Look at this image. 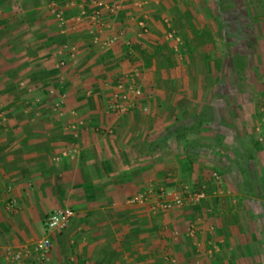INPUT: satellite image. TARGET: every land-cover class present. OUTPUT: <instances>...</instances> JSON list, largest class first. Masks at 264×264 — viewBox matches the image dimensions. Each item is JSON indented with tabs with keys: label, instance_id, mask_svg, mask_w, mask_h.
<instances>
[{
	"label": "crops",
	"instance_id": "0c3cea01",
	"mask_svg": "<svg viewBox=\"0 0 264 264\" xmlns=\"http://www.w3.org/2000/svg\"><path fill=\"white\" fill-rule=\"evenodd\" d=\"M93 1L54 0L69 22L61 28L47 0H0V112L5 116L0 124V264L8 248L28 247L47 235L52 247L43 264H264L263 169L259 174L238 170L232 179L221 167L222 194L210 190L198 204L163 214L153 213L148 204L127 202L163 187L180 192L185 184L208 192L210 168L218 166L214 150L223 162H238L243 145L232 146L226 127L215 130L210 121L200 126L191 121L201 100L225 99L211 94L205 99L198 90L209 84L203 80L196 88L193 77L175 67L168 70L167 83L163 73L168 72L156 66L157 57L145 65L138 50L147 44L158 49L159 24L175 19L183 30L190 27L186 38L193 55H212L208 46L217 37L212 19L222 17L223 0H147L140 8L122 0L111 21L125 37L111 47L93 43L85 22L75 23L80 8L91 10ZM234 2L248 8L250 20L264 18V0ZM140 19L146 32L137 25ZM66 44L77 48L74 63L67 53L59 54ZM61 59L65 65L58 69ZM127 76L142 95L126 112L108 111L115 84ZM59 99L61 114L53 110ZM179 128L186 129L185 136L177 137ZM233 130L243 135L239 124ZM253 134L264 158V141ZM188 148L197 155L186 154ZM242 161L252 168L253 159ZM58 208L74 215L64 230L50 233L45 221ZM189 222L199 229L198 251L185 236Z\"/></svg>",
	"mask_w": 264,
	"mask_h": 264
},
{
	"label": "rangeland",
	"instance_id": "374dc122",
	"mask_svg": "<svg viewBox=\"0 0 264 264\" xmlns=\"http://www.w3.org/2000/svg\"><path fill=\"white\" fill-rule=\"evenodd\" d=\"M223 2L225 4V11L222 17L220 18L217 14L212 19L216 27L217 36L216 39L211 40V42L209 41L208 47L212 55L205 56V58L202 54L203 52L193 55L186 38L187 31L191 30L190 27L188 28L185 26L188 23H186V20H183L184 26L186 27L185 30H183L182 22L177 23L175 19L172 18L173 21L167 20V24H169L170 27H167L165 22V26L162 23L159 24L162 33H159L158 37L161 39H159V45L157 46L160 51L159 55H156L157 58L155 59L157 60L154 59L156 66L165 68V59L169 57L168 59L172 64L169 69L175 67L178 69L177 72L179 74L183 72L187 76L189 74L190 77H193L194 83L197 84L196 88H198L199 84L204 80V83L209 85H207V87L204 86L203 90L202 88L195 90L200 91L199 95L204 94L203 96H205V99L208 94L214 95L215 99L219 97L225 99V101H213L212 104L206 102L202 103L203 101L201 100V103L195 106V110L198 114L205 106L212 107L213 110L212 112L210 111L211 114L208 115L212 117L210 121L211 126H213L215 130L221 129L223 126L226 127V129L223 128L224 131L228 132L230 141L235 142L232 146L238 143L243 145V149L237 151L236 159H238V162L233 164H229L226 161L223 162L222 157H220L222 156L220 151L214 150V152L217 153L214 156L218 161V166L214 165L213 168H210V173L212 174L215 172L220 175V189H224L226 184L223 177L224 172L221 170V167L226 169L225 173L231 174L230 177H232V179L234 173L238 172V170H241L243 174L252 173L253 169L255 174H259L258 172H261L262 169L264 170V158L260 157L257 153L259 149L256 146L253 134V131L257 132V138H259L257 140L259 142L264 141V137H262V133L264 132V18L250 20L251 16L247 13V7L241 4L238 6L237 3L235 4L234 0H223ZM92 9L87 12H91ZM177 24L180 25L177 26ZM68 30L69 29H67V31ZM172 30H174V36L179 37L181 42V45H178L176 50L173 47L175 45L173 39L167 36L168 31ZM235 54L242 56L240 61L242 62L243 71L241 74L237 73L236 61L233 57ZM194 68H196L195 71ZM156 73L157 76L160 75L158 70ZM172 73L174 74L175 72ZM170 78L169 72L167 74L165 72L163 73V79L166 80L167 83H169ZM173 78H175L174 75ZM171 92L172 89L170 94ZM182 93L184 96L189 94L188 90H184ZM242 99L246 101V103L242 102L238 104V101L241 102ZM247 100L250 102H247ZM240 114L247 117L245 119H240ZM195 117L192 118L191 121L197 122V114ZM232 117L235 119L233 124L229 121V118L232 119ZM261 118H263V120H261ZM236 123L239 124L241 132H243L242 136H237L236 131L233 130V126L237 125ZM238 148L240 147L238 146ZM243 157L253 159V162H251L252 168L250 167L248 169L243 167L246 163L242 161ZM208 187L211 188L210 183ZM163 189H165V187H163ZM159 190L146 192L149 196L148 201L150 203L155 202L154 197ZM210 190L211 189L208 190L207 194ZM152 196L154 197L152 198ZM190 223L194 222H189L188 225ZM195 226L197 225L195 224ZM196 237H199V235L196 234L194 239L201 246L200 238L196 239ZM188 239L192 241V239Z\"/></svg>",
	"mask_w": 264,
	"mask_h": 264
},
{
	"label": "built area",
	"instance_id": "2783aa9c",
	"mask_svg": "<svg viewBox=\"0 0 264 264\" xmlns=\"http://www.w3.org/2000/svg\"><path fill=\"white\" fill-rule=\"evenodd\" d=\"M135 8H140L147 0H131ZM51 13L53 14L59 27H65L69 22L64 16V10L57 7L53 1H49ZM122 8V0H94L93 9L91 12H87L80 8L79 14L75 18V23L85 22L86 34L90 37L93 43H97L102 47H111L112 45L120 42L125 37L124 29L113 30L112 19L116 17ZM167 27H170L165 20ZM137 25L142 29V32H146V25L142 19L137 21ZM107 33L102 39V34ZM174 31H168L167 36L172 38L176 50L178 45H181L179 37L174 36ZM128 44V41H125ZM67 53L71 59V62H75V56L77 54V48L74 45H64L61 53ZM65 65V60L61 59L57 62L56 68L60 69ZM24 86L23 83H20ZM142 95V89L138 86L132 76H127L122 80H119L108 98L106 107L108 111L114 113H123L132 108L134 101ZM62 99L57 100L53 104V110L58 114H61ZM5 120V116L0 112V124ZM81 124V123H80ZM264 137V132L262 133ZM261 140V138H260ZM66 152H63L65 155ZM57 159V158H56ZM221 178L220 175L213 172L211 174V191L212 194L223 193V189H220ZM207 195V189L205 186L200 188H192L187 185L183 186L180 192L172 189L161 188L155 195V202L150 203L149 196L146 193H138L128 199L130 205H147L149 204L150 210L153 213H165L174 208H183L187 206H194L201 200L205 199ZM8 208L13 206V201L7 203ZM74 212L69 208L55 209L45 221V227L50 233H57L64 230ZM198 226L194 223H190L185 227V236L192 239L193 246L198 251L200 245L194 239L198 233ZM172 235L177 237L179 235L178 230L172 231ZM195 240V241H194ZM52 247L51 238L47 235L43 238L35 241L28 247L21 249L8 248L2 255L3 264H26L27 261H34L36 264H43L49 259L50 250Z\"/></svg>",
	"mask_w": 264,
	"mask_h": 264
},
{
	"label": "trees",
	"instance_id": "16d2710c",
	"mask_svg": "<svg viewBox=\"0 0 264 264\" xmlns=\"http://www.w3.org/2000/svg\"><path fill=\"white\" fill-rule=\"evenodd\" d=\"M216 6L218 8L217 10H219V11L222 10L221 7L219 8V5H216ZM138 50L140 51V55H142V57H143V59L145 61V65H148V66L152 64V61H153L154 57L156 55H158L159 51H160L159 48L158 49L155 48V45H148V44H147V47H144L143 49H138ZM233 57L235 58V61H236L235 65L237 67V73L241 74L242 71H243L242 62L240 61L242 56L238 55V54H235ZM168 58L165 59V62H166L165 69H166L167 72L169 70V67H171V65H172ZM212 110H213L212 107L205 106L201 110V112L199 114H197L198 121L196 122V126H200L203 121H211L212 117H210L208 115L211 114ZM185 130H186L185 128H179L178 130H176L177 137L185 136L186 135V133H185L186 131ZM216 136H218V135H216ZM194 148L195 147H193V149ZM186 154L197 155V152H195L193 150H190L188 148L186 150Z\"/></svg>",
	"mask_w": 264,
	"mask_h": 264
}]
</instances>
